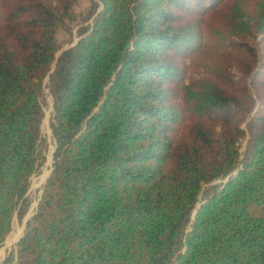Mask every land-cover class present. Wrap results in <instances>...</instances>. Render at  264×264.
<instances>
[{"label":"trees","instance_id":"obj_1","mask_svg":"<svg viewBox=\"0 0 264 264\" xmlns=\"http://www.w3.org/2000/svg\"><path fill=\"white\" fill-rule=\"evenodd\" d=\"M76 1L0 0L3 264H264V0Z\"/></svg>","mask_w":264,"mask_h":264},{"label":"rangeland","instance_id":"obj_2","mask_svg":"<svg viewBox=\"0 0 264 264\" xmlns=\"http://www.w3.org/2000/svg\"><path fill=\"white\" fill-rule=\"evenodd\" d=\"M92 0H77L73 5L74 19L67 20L66 25L61 26L57 31V39L63 48H67L73 45L78 39V28L82 25L92 22V19L85 21V17L89 13ZM62 48V49H63ZM60 53V52H58ZM53 98L51 95L46 96V104L44 106L45 115L41 125L42 138L46 140V150H45V161L40 166V168L31 176L30 187L27 192V197L29 199V206L23 218L19 219L17 216L14 218L13 227L11 232L5 238V240L0 244V249L4 251V256L0 260V264H3L5 258L9 257L10 262L14 263L17 256L18 242L23 236L25 228L27 226V221L34 215L36 208L38 206L42 191L43 185L50 174L52 163H53V154L56 147L55 138L53 137L52 128H51V116L53 111ZM246 146V139L241 142V149H244ZM47 172V176L42 180V174ZM42 181V182H41ZM30 213V214H29ZM29 214V216H28ZM18 227L22 228V232L17 239H13L8 244V240L12 239L15 236V229ZM10 263V264H11Z\"/></svg>","mask_w":264,"mask_h":264},{"label":"bare ground","instance_id":"obj_3","mask_svg":"<svg viewBox=\"0 0 264 264\" xmlns=\"http://www.w3.org/2000/svg\"><path fill=\"white\" fill-rule=\"evenodd\" d=\"M47 174H48L47 172H44L42 174V176H41L42 177V180H44V178L47 176ZM29 214H28V216H29ZM21 232H22V228L21 227H18L17 229H15V236L12 239H9L7 243L9 244L11 240L17 239L19 237V235L21 234ZM3 256H4V251L0 249V260H1V258Z\"/></svg>","mask_w":264,"mask_h":264},{"label":"water","instance_id":"obj_4","mask_svg":"<svg viewBox=\"0 0 264 264\" xmlns=\"http://www.w3.org/2000/svg\"><path fill=\"white\" fill-rule=\"evenodd\" d=\"M66 48V47H65ZM65 48H63V49H65ZM54 103H52V105H53ZM51 170H52V168H51Z\"/></svg>","mask_w":264,"mask_h":264}]
</instances>
